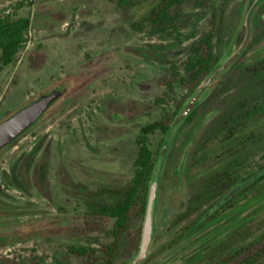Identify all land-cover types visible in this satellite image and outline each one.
<instances>
[{"label": "rangeland", "instance_id": "rangeland-1", "mask_svg": "<svg viewBox=\"0 0 264 264\" xmlns=\"http://www.w3.org/2000/svg\"><path fill=\"white\" fill-rule=\"evenodd\" d=\"M155 2L120 9L108 0H0V16L30 19L16 61L0 63V121L41 93L64 89L0 150V260L101 264L113 219L87 204L119 200L134 171L141 127L177 115L211 73L194 89L181 81L189 46L212 28L216 8V68L240 52L201 92L190 119L171 127L175 115L168 134L148 135L154 153L165 151L161 159L155 155L156 229L141 264H236L246 256L264 264V178L234 199L238 208L179 238L196 215L185 210L188 202L200 200L199 211L205 209L217 198L209 187L228 186L264 163V0L204 7L187 0L165 32L148 23L134 29ZM145 210L146 204L134 214L113 264L136 257ZM71 246L87 251L76 255Z\"/></svg>", "mask_w": 264, "mask_h": 264}, {"label": "trees", "instance_id": "trees-1", "mask_svg": "<svg viewBox=\"0 0 264 264\" xmlns=\"http://www.w3.org/2000/svg\"><path fill=\"white\" fill-rule=\"evenodd\" d=\"M108 1L115 3L120 9H125L138 5L146 0ZM185 1L187 0H156L148 14L140 22L133 24V28L141 29V26L144 23H148L154 31L158 33L165 32L169 28V25L180 17L181 11L177 7ZM213 2L214 0H193V3L199 7L207 6L209 3L212 4ZM212 7L214 8L213 5ZM217 21H219V15H217V10L214 8L212 13V28L203 33L189 46L188 56L183 63L184 78L181 79V81L183 83H188L190 89L196 88L199 82L217 66V58L213 52L214 29H216ZM29 26L30 19L28 17L17 16L16 18H11V16L8 15L0 16V63L2 66H8L16 61L18 53L23 49L27 41V31ZM177 75L176 72L173 77L174 81H177ZM169 85L171 86L170 83ZM181 106L182 104H178L177 109H180ZM193 110L194 108L183 119H190ZM175 115L176 111L169 116L167 115L163 117L161 120L145 124L141 127L139 134L136 137L138 149L137 156L134 160V171L127 184L117 192L120 195L119 200L108 203L87 204L93 214L113 219L111 228L113 240L103 248L101 264L114 263L116 252L119 249L120 240L124 232L128 229L129 223L133 219L134 214L138 212L143 213L144 211L149 186L154 175H157V167L159 164V162L155 160L157 152L154 153L150 149L148 135L157 130L163 135L168 134V131L171 128L170 121L173 120ZM157 154L160 155V152ZM262 160L264 162V155L262 156ZM263 168L264 163L257 171L250 173V170H248L245 177L233 179L230 185H234L240 180V183L248 180ZM262 178H264V172L249 184L245 185V189L249 186L255 185ZM69 251L76 255H84L87 250L84 247L75 248L71 246ZM5 263L18 264L15 262H7V260H0V264ZM247 264H249V262Z\"/></svg>", "mask_w": 264, "mask_h": 264}, {"label": "water", "instance_id": "water-1", "mask_svg": "<svg viewBox=\"0 0 264 264\" xmlns=\"http://www.w3.org/2000/svg\"><path fill=\"white\" fill-rule=\"evenodd\" d=\"M248 32L249 26L247 22ZM245 40L241 46L243 48L246 44ZM240 50H238L231 58H229L226 62L212 70L206 80L199 86V88L192 95L188 103L180 110V112L176 115L173 120L171 127L174 124L178 123L181 119L186 117L189 112L195 107L196 101L200 96L201 92L216 78L217 74L227 68L234 59L238 56ZM64 93L63 88H53L47 92L41 93L35 99L30 100L25 103L21 107H19L16 111L9 114L6 118L0 121V150L5 146L11 144L20 134H22L25 130H27L30 126H32L48 109L49 107L62 96ZM165 149H162L159 155V159L162 158L163 152ZM159 162V161H158ZM158 168V167H157ZM264 172V168L250 177L248 180L235 185L221 200L220 202L228 199L230 196L235 194L240 188L249 184L255 178H257L261 173ZM157 175H154V178L149 186L148 197L146 210L143 221V228L140 240V246L138 253L131 264H139L147 255L149 244L151 240L152 234V220H153V205L156 197L157 190ZM219 202V203H220ZM218 203V204H219Z\"/></svg>", "mask_w": 264, "mask_h": 264}, {"label": "flooded vegetation", "instance_id": "flooded-vegetation-1", "mask_svg": "<svg viewBox=\"0 0 264 264\" xmlns=\"http://www.w3.org/2000/svg\"><path fill=\"white\" fill-rule=\"evenodd\" d=\"M241 182L238 181L236 184L234 185H228L225 187H219L217 189L213 188V187H209L210 190H212V196L215 195V197L217 196V198L214 201H210L208 203V206L199 211V209H201L200 205H198L200 203V200H194L191 202L187 203V207H185V210L187 208V211H190V208H193V210L196 212L195 217L190 220L186 226L184 227L182 233L179 235L180 239L182 238H191L193 235L198 234V232L203 231L205 229V227L207 226V224H211L213 222H216L219 218V215L221 214V212L223 213L225 210L227 209H233V208H238L236 207L237 203L234 201V199L238 196H240L244 190H246V186L240 188L235 194H233L232 196H230L228 199L220 202V200L237 184H239ZM207 189H209L208 187H206ZM208 193L210 194V191L208 190ZM220 202V203H219ZM219 203V204H218ZM147 204V202H146ZM156 212V202H154L153 205V220H152V234H151V239H153L154 235H155V229H156V223H155V219H154V215ZM145 215V214H144ZM163 215H166V212L163 211ZM163 217V216H162ZM217 219V220H216ZM165 220L162 222L164 223ZM178 220L173 221V225L177 226L178 225ZM171 230H169L167 233H170ZM219 227L214 228L211 232L212 233H218ZM210 235L209 234H204L203 235V240L206 239V237H208ZM151 242V240H150ZM150 245V244H149ZM260 257H262V254L260 253L259 255ZM194 257V256H193ZM134 260V259H133ZM132 260V261H133ZM131 261V262H132ZM144 261V259L142 260ZM141 261V262H142ZM141 262L139 264H141ZM249 262V264H255L256 259L250 256H246V257H242L236 264H247ZM131 264V263H130Z\"/></svg>", "mask_w": 264, "mask_h": 264}, {"label": "built area", "instance_id": "built-area-1", "mask_svg": "<svg viewBox=\"0 0 264 264\" xmlns=\"http://www.w3.org/2000/svg\"><path fill=\"white\" fill-rule=\"evenodd\" d=\"M5 14H9L10 13V8H6V10L4 11Z\"/></svg>", "mask_w": 264, "mask_h": 264}]
</instances>
